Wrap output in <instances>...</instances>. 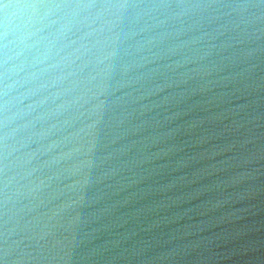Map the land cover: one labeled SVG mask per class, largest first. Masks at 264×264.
<instances>
[{"label":"water","instance_id":"obj_1","mask_svg":"<svg viewBox=\"0 0 264 264\" xmlns=\"http://www.w3.org/2000/svg\"><path fill=\"white\" fill-rule=\"evenodd\" d=\"M0 264H264V0H0Z\"/></svg>","mask_w":264,"mask_h":264}]
</instances>
